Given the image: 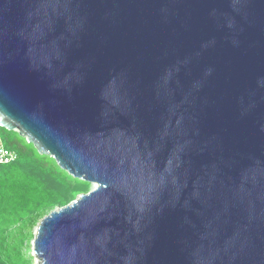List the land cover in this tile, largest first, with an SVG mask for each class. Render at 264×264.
<instances>
[{
  "label": "water",
  "instance_id": "obj_1",
  "mask_svg": "<svg viewBox=\"0 0 264 264\" xmlns=\"http://www.w3.org/2000/svg\"><path fill=\"white\" fill-rule=\"evenodd\" d=\"M0 127L95 184L36 264H264V0H0Z\"/></svg>",
  "mask_w": 264,
  "mask_h": 264
},
{
  "label": "trees",
  "instance_id": "obj_2",
  "mask_svg": "<svg viewBox=\"0 0 264 264\" xmlns=\"http://www.w3.org/2000/svg\"><path fill=\"white\" fill-rule=\"evenodd\" d=\"M89 188L90 182L71 176L35 146L26 157L18 152L15 162L0 168V264H29L22 248L30 240L36 219L45 217L56 205L68 204L77 191Z\"/></svg>",
  "mask_w": 264,
  "mask_h": 264
},
{
  "label": "rangeland",
  "instance_id": "obj_3",
  "mask_svg": "<svg viewBox=\"0 0 264 264\" xmlns=\"http://www.w3.org/2000/svg\"><path fill=\"white\" fill-rule=\"evenodd\" d=\"M0 137L3 139V141L8 144L11 148H15L17 154L18 152L21 153L23 156L26 157V155H28V153L30 151L34 150V146L31 143H28L25 139V137L20 136L16 131H9L6 130L2 127H0ZM43 159L45 161H49V159L47 157L43 156ZM65 178V175H62ZM73 183L75 184H80L78 181H76L75 179H70ZM95 184L90 183V188L88 191H77L75 193V195L73 197H71L68 200V204L76 199H78L80 197V194L89 192L90 190L94 189ZM67 205V204H65ZM64 206V205H56L53 210L58 209L59 207ZM43 219V217H39L38 219H36V221L33 223V225L30 228V240L26 241L25 244L23 245L22 248V253L25 257V259L29 262V264H36L37 263V258L34 256L35 252H34V239H35V235L37 232V227L39 225V223L41 222V220Z\"/></svg>",
  "mask_w": 264,
  "mask_h": 264
},
{
  "label": "built area",
  "instance_id": "obj_4",
  "mask_svg": "<svg viewBox=\"0 0 264 264\" xmlns=\"http://www.w3.org/2000/svg\"><path fill=\"white\" fill-rule=\"evenodd\" d=\"M18 159L16 151L8 148L0 137V168L15 162Z\"/></svg>",
  "mask_w": 264,
  "mask_h": 264
}]
</instances>
